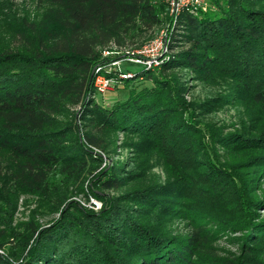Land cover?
Returning a JSON list of instances; mask_svg holds the SVG:
<instances>
[{
    "label": "trees",
    "instance_id": "obj_1",
    "mask_svg": "<svg viewBox=\"0 0 264 264\" xmlns=\"http://www.w3.org/2000/svg\"><path fill=\"white\" fill-rule=\"evenodd\" d=\"M36 2L0 0V264H264V0L182 13L111 106L103 51L170 22L168 0Z\"/></svg>",
    "mask_w": 264,
    "mask_h": 264
},
{
    "label": "rangeland",
    "instance_id": "obj_2",
    "mask_svg": "<svg viewBox=\"0 0 264 264\" xmlns=\"http://www.w3.org/2000/svg\"><path fill=\"white\" fill-rule=\"evenodd\" d=\"M14 4H17L18 7H20L21 10L24 9H30L33 10L37 6L36 0H12ZM169 4V11L168 15L171 17V21L167 22L164 26H162L160 29H156L154 31L146 33L143 38H140L137 40V42L133 45L128 44L123 47L117 46L115 44H111L110 46L106 47L105 51H103L104 58L108 59V62L106 64H99L95 69V77L98 74L106 75L107 74H114V77H111L113 84L108 89V91L105 94H98L96 92L95 88V79H94V88H95V96L93 97L98 103L102 104L103 106H111L113 103H115L118 100H123L128 95V90L124 88V85L121 83L119 79H123L121 76L122 73L125 74H131V76H128L127 78L133 77L137 72L147 69L145 67H142L141 65H138L136 63L130 62L129 57L132 54H135L141 50V48L147 44L148 42L152 41L153 39L163 36L165 34L170 33L169 28L172 27L174 24V17L171 15V4L170 0L167 2ZM211 8V7H210ZM23 12V11H21ZM172 29V28H171ZM170 29V30H171ZM146 38V39H145ZM165 58V57H164ZM164 62V60L161 62V64ZM160 66V65H159ZM149 68V69H155L157 68ZM100 68V71L97 72V69ZM115 75H118V78L115 77ZM108 77V76H107ZM145 84L152 85L150 82H145ZM190 85H192V95L196 99H203L210 96H215L217 93V89H212L207 86H204L202 84H199L197 82H192ZM189 96L188 98H190ZM239 114L238 111L234 108H226L225 110L219 112L215 116L211 117L210 119L220 123V124H226L228 126L227 128H230L232 124H235L238 120ZM231 130V129H228ZM99 152V151H98ZM121 153L126 154L127 151H121ZM103 158L105 159L106 163L108 165H111L113 160L108 158L106 155L103 154ZM116 159V157H114ZM155 172L163 177V172L160 168H156ZM262 182H264V176L262 178ZM264 188V184H263ZM26 197H22L21 204L24 203ZM77 201H80L83 205L89 206L93 208L95 211H100L102 209L103 203L97 199L90 198L86 199L82 196L75 197ZM33 207V205H32ZM262 216H264V209L261 212ZM29 214V210L26 206H21L20 212L17 216L19 220H26L27 216ZM48 218H45L42 220L43 223L47 222ZM222 246L228 250H234L235 245L229 243V242H222Z\"/></svg>",
    "mask_w": 264,
    "mask_h": 264
},
{
    "label": "built area",
    "instance_id": "obj_3",
    "mask_svg": "<svg viewBox=\"0 0 264 264\" xmlns=\"http://www.w3.org/2000/svg\"><path fill=\"white\" fill-rule=\"evenodd\" d=\"M170 4L174 22L184 12L207 11L210 7L209 0H170ZM169 51V34H165L145 44L139 52L129 57V61L149 69L159 66ZM99 71L100 68L97 69V72ZM121 76L127 78L131 74L122 73ZM112 84V79L106 75L98 74L95 77V88L98 94H105Z\"/></svg>",
    "mask_w": 264,
    "mask_h": 264
}]
</instances>
